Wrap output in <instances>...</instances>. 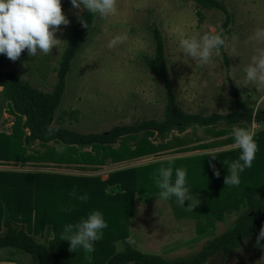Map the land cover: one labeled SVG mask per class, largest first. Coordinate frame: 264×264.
<instances>
[{
	"label": "trees",
	"instance_id": "1",
	"mask_svg": "<svg viewBox=\"0 0 264 264\" xmlns=\"http://www.w3.org/2000/svg\"><path fill=\"white\" fill-rule=\"evenodd\" d=\"M189 1L202 9L224 13L221 32L226 35L230 16L224 0ZM93 21L94 14L83 10L66 32L65 47L55 69L56 82L50 92L32 87L16 74L15 69L0 71V114L5 112L12 118L8 133L0 132V164H51L87 170L172 148L182 153L231 145L233 125L246 128L251 123L263 126L254 133L255 157L251 167L240 173V183L236 186L223 183L227 175L226 163L239 155V149L233 148L128 166L111 171L105 179L0 170V249L7 250L5 260L19 263L21 258L16 256L29 255L35 261L33 264H204L218 252L225 259L229 258L245 240L251 239L250 250L258 248L263 238L257 242V234L264 225V109L253 110L235 95L236 109L227 114L202 116L184 112L177 103L164 42L155 26L152 27L153 55L145 60V64L165 93L160 120L135 121L101 133H79L54 123L67 74ZM47 128L54 131L49 134ZM197 129L217 139L230 136L220 141L199 143V138L186 135ZM57 145H63V151H57ZM210 153H215L217 159L207 157ZM210 162L219 175L214 174ZM169 163L173 169L186 170V183L190 189L189 201L185 200L184 205L174 198L169 200L177 218L205 217L208 221L203 226L198 225L197 231L206 235L209 234L206 228L212 227L215 221L237 213L232 226L209 241L190 262L146 254L126 242L135 197L146 196L150 200L157 195L159 190L152 177L157 168L167 167ZM73 191L77 195L87 194L88 199L77 200L70 196ZM93 210L102 213L107 227L93 242L91 252L70 251L69 242L61 239L64 226L75 224ZM37 236L46 241H35ZM118 243L122 246L119 250L116 249ZM61 246L65 249L64 258L59 256Z\"/></svg>",
	"mask_w": 264,
	"mask_h": 264
},
{
	"label": "rangeland",
	"instance_id": "2",
	"mask_svg": "<svg viewBox=\"0 0 264 264\" xmlns=\"http://www.w3.org/2000/svg\"><path fill=\"white\" fill-rule=\"evenodd\" d=\"M60 3L69 23L57 26L54 35L61 41L56 48L53 47L47 54L38 52L35 56H28L25 49L15 61L0 54L1 72L15 69L16 74L32 87L45 92L52 90L56 82L55 69L65 47L66 32L83 13V10L73 9L70 0H60ZM224 4L230 16L226 27V46L221 49V55L213 53L211 61L205 66L181 53L179 38L181 34L198 36L204 32H221L225 19L222 12L202 9L189 0H116L114 14L106 18L94 14L89 35L67 74L54 123L79 133H101L135 121L160 120L165 93L145 64L154 51L153 26L162 36L175 97L184 112L202 116L227 114L236 109L235 95L246 106L256 110V101L264 95V87L251 83L246 86L242 69L249 63L255 49L264 47V41L249 40L257 28L264 26V0H224ZM118 34H126L127 39L109 49L106 46L108 40ZM229 68H232L235 82L225 77ZM11 120V116L5 112L0 114V132L8 133ZM262 127L255 123L246 126L253 133ZM186 135L188 138H199V143L220 141L230 136L223 135L217 139L202 129L188 131ZM230 148H233L232 144L182 153L172 148L86 171L65 165L20 163L0 164V170L95 174L105 179L111 171L128 166ZM236 216L237 213H231L224 220L215 221L212 227L206 228L209 234L204 235L197 231V226L205 225L208 221L205 217L177 218L169 201H160L158 194L150 200L146 196H137L128 233L135 240L133 247L146 254H156L170 261L181 259L190 262L209 241L230 228ZM36 240H40V237H36ZM251 243V239L245 240L226 259L218 252L204 264H264V238L256 249L250 250ZM121 248L118 243L116 249ZM64 250L63 246L58 250L62 258ZM6 251L0 249V263L10 264L11 261L5 260L8 255ZM20 256H16L21 258L18 260L20 264L35 262L29 255Z\"/></svg>",
	"mask_w": 264,
	"mask_h": 264
},
{
	"label": "clouds",
	"instance_id": "3",
	"mask_svg": "<svg viewBox=\"0 0 264 264\" xmlns=\"http://www.w3.org/2000/svg\"><path fill=\"white\" fill-rule=\"evenodd\" d=\"M70 4L73 9L84 10L101 18H106L116 11V0H70ZM68 23V19L61 11L60 0H0V54L13 61L17 60L21 51L25 49L28 56H35L38 52L47 54L61 41L54 35L57 26L62 24L66 26ZM126 39V34L114 35L106 46L111 49ZM227 39L222 32H204L198 36L181 34L178 43L184 56L198 60L201 66H205L211 61L213 53L221 55V49L225 48ZM232 39L234 40L235 36ZM249 40L264 41V26L257 28ZM232 68L227 69L225 77L232 79ZM242 72L246 86L251 83L257 87H264V47L255 49ZM256 108L264 109V95L257 99ZM46 131L51 134L54 129L47 128ZM231 136L232 147L239 149V155L237 159L226 163L227 175L223 183L236 186L240 183V173L251 167L257 145L250 128L233 125ZM57 151H63V145H57ZM207 157L217 159L215 153H210ZM209 166L213 167L214 174L219 175L211 162ZM152 179L159 190L160 201L166 202L174 198L180 205H184L185 200L189 201L190 189L186 183L185 169H173L169 163L167 167L157 168ZM70 196L81 201L88 199L87 194L77 195L75 191L71 192ZM106 227L107 223L102 213L93 210L75 224H66L61 239L69 242L70 251L82 249L91 252L93 242L100 238L102 230ZM262 238L264 225L259 229L257 242ZM126 242L131 245L135 240L130 236Z\"/></svg>",
	"mask_w": 264,
	"mask_h": 264
},
{
	"label": "crops",
	"instance_id": "4",
	"mask_svg": "<svg viewBox=\"0 0 264 264\" xmlns=\"http://www.w3.org/2000/svg\"><path fill=\"white\" fill-rule=\"evenodd\" d=\"M63 166V165H62ZM121 169V168H120ZM79 170V169H78ZM118 170V169H116ZM81 171H86V170H81ZM114 171V170H113ZM30 172V171H29ZM33 172V171H31ZM35 172V171H34ZM42 172V171H41ZM60 174H66V175H84V176H98V175H95V174H68V173H60ZM101 178V177H100ZM102 179V178H101ZM130 223V222H129ZM129 232V230H128ZM37 237H40V240H38V242L42 243V242H45L46 239L44 237H41V236H37ZM35 240H36V237H35ZM37 241V240H36ZM0 264H4V263H0ZM10 264H14V263H10Z\"/></svg>",
	"mask_w": 264,
	"mask_h": 264
}]
</instances>
